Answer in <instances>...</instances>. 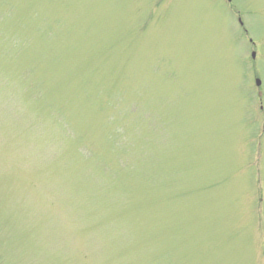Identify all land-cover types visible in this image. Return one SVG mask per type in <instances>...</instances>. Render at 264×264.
Wrapping results in <instances>:
<instances>
[{"label":"rangeland","instance_id":"1","mask_svg":"<svg viewBox=\"0 0 264 264\" xmlns=\"http://www.w3.org/2000/svg\"><path fill=\"white\" fill-rule=\"evenodd\" d=\"M0 264H264V0H0Z\"/></svg>","mask_w":264,"mask_h":264}]
</instances>
